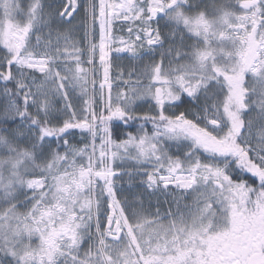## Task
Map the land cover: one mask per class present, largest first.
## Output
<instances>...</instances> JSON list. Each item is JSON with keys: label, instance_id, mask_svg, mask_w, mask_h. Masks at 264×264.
Instances as JSON below:
<instances>
[{"label": "snow or ice", "instance_id": "1", "mask_svg": "<svg viewBox=\"0 0 264 264\" xmlns=\"http://www.w3.org/2000/svg\"><path fill=\"white\" fill-rule=\"evenodd\" d=\"M0 264H264V0H0Z\"/></svg>", "mask_w": 264, "mask_h": 264}, {"label": "trees", "instance_id": "2", "mask_svg": "<svg viewBox=\"0 0 264 264\" xmlns=\"http://www.w3.org/2000/svg\"><path fill=\"white\" fill-rule=\"evenodd\" d=\"M115 54H113V57H114ZM147 61V58H145V62ZM113 63L114 64H122V65H127L129 63V61L127 59H120V60H115L113 59ZM119 69L118 68H114L113 69V75H114V78H115V74L118 73ZM116 83H119V81H116ZM99 87V82L97 83V88ZM115 90V89H114ZM105 92H107V89H105ZM117 163H120V161H117Z\"/></svg>", "mask_w": 264, "mask_h": 264}, {"label": "rangeland", "instance_id": "3", "mask_svg": "<svg viewBox=\"0 0 264 264\" xmlns=\"http://www.w3.org/2000/svg\"><path fill=\"white\" fill-rule=\"evenodd\" d=\"M118 35H119V33H118ZM97 60H98V56H97ZM157 196H159L160 200L164 199V194H162V193H157ZM153 200L155 201V197H153Z\"/></svg>", "mask_w": 264, "mask_h": 264}]
</instances>
